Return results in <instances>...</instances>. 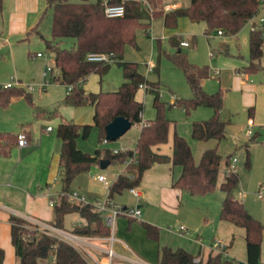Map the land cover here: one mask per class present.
<instances>
[{"label": "trees", "instance_id": "trees-1", "mask_svg": "<svg viewBox=\"0 0 264 264\" xmlns=\"http://www.w3.org/2000/svg\"><path fill=\"white\" fill-rule=\"evenodd\" d=\"M118 3L120 0H110ZM160 0H126L125 14L121 17H106L103 13L101 0H46V7L52 9L51 36L44 38L45 48L54 53V65L59 69L53 78L61 84L71 85L70 91L60 101L59 105L94 106L93 123L77 124L61 118L55 134L61 141L59 166L61 168V195L53 205L51 225L63 229L65 214L77 212L86 220L85 224L75 225L71 232L82 236H109L107 227L99 212L90 203L70 202L67 198L72 180L80 173L88 170L101 159L110 163L123 164L132 159L133 170L127 167L111 182L107 197L113 199L131 187H137L143 173L154 163H171L180 167L179 176L172 181V187L178 188L191 195L206 194L214 191L218 179L222 156L217 147H209L202 151L198 162H195L188 141L176 131L172 135V153L166 155L153 150V146L165 143L168 138L171 120L165 115L167 104L158 98V82L148 81L138 73L131 63L124 61V49L127 44L137 47L135 29L142 28L148 32L150 20L162 15L164 25L169 28L176 26L179 17H185L191 22H204L205 34L213 30L222 31L226 35L236 34L253 16L259 7V0H189L188 5L174 7L163 11L155 8ZM2 0H0L1 7ZM31 32L39 33L38 26ZM74 38L70 48H62V39ZM170 46L176 50L169 54L171 62L178 67L192 90L189 98L175 97L169 106H178L189 113L190 110L204 106L212 110L206 119L194 120L191 123V137L196 141L215 140L217 143L225 137L227 122L221 118L223 92L217 90L208 93L201 87V81L209 77L206 65L200 66L190 62L186 54L179 50L181 39L176 35L169 37ZM262 34L257 28L251 27L248 35L249 61L237 68L242 74L252 75L259 71L264 74L261 66ZM89 52H105L113 55L114 62L124 70L127 80L114 93V99L121 104L112 109L106 94L101 92H86L81 82L92 72L101 74L109 63L90 62L86 60ZM146 83L148 91L155 94L153 105L155 117L145 120L140 128L134 154L130 150L113 151L112 148L100 146L93 152H83L76 144L78 137L86 139L92 127L97 128V140L102 143L105 138V125L115 116L124 115L132 124L140 121V107L130 109L127 106L135 104L134 95L139 84ZM21 95L29 104H33L31 94L22 87L0 88V106L6 107L14 96ZM105 107L104 113L100 112ZM56 113V109L38 110L36 116L45 113ZM27 135V134H26ZM28 138V135H27ZM256 139L253 134L250 140ZM17 134L0 131V154L7 156L12 146L16 144ZM245 167L250 166V156L246 144ZM230 166V156L224 159ZM128 169V170H127ZM239 184V175L235 170H226L220 183L224 193L221 198L219 219L244 230L247 260L245 262L230 259L225 255V249L210 252L199 262L193 260L194 255L182 247L171 248L167 245L159 247L158 264H260L261 241L264 224L255 218L245 207L244 203L234 196ZM133 219V218H129ZM10 239L14 254L20 264H88L87 256L66 240L39 231L25 219L11 214ZM148 238L158 241L160 228L152 223L141 222ZM4 250L0 246V264H3Z\"/></svg>", "mask_w": 264, "mask_h": 264}, {"label": "crops", "instance_id": "crops-1", "mask_svg": "<svg viewBox=\"0 0 264 264\" xmlns=\"http://www.w3.org/2000/svg\"><path fill=\"white\" fill-rule=\"evenodd\" d=\"M188 3L189 0H163L162 7L167 11L174 7L186 6ZM45 4L46 0H2L0 7V47L4 46V44L9 47L7 56L11 58L12 61L15 58V51L12 47L11 39L29 37L27 32L31 28L39 25L40 13L45 7ZM261 16L264 17V8L260 9L258 14L248 22H250V29L255 25L256 28L261 31L263 53L260 59V64L261 66H264V20L259 21V17ZM148 33L149 31L146 34ZM41 39L43 40L42 35ZM181 41L188 42V40L184 39H181ZM32 55L40 57L42 56V53L33 52ZM212 55L213 53L211 51L210 56ZM124 61L131 63V66L135 68L138 73L144 75L145 78L150 81L147 72L152 70L153 66L151 64L146 63V68L141 69L138 68L134 62L127 60ZM113 64V62L109 63L107 69L101 74L97 71L89 74L81 82V86L86 92H101L106 94V98L110 102L109 105L112 109H117L122 105L115 101L114 93L119 90L121 84L126 81L127 78L123 68H120V70L117 71L119 79L112 80L109 78L106 80L105 84V75L109 70L114 69L112 68ZM239 66L241 65L237 64L234 67L232 74L228 77V86L222 91L223 106L221 109V118L224 120L222 112L226 93L232 92L237 94L239 98L238 102L242 108L247 109V120L249 118L253 120L252 125L249 126L247 124V128L251 129L254 126H264V74L262 71L252 75L242 74L237 71ZM46 69L47 67H45L41 73L42 81H39L36 84L38 90L41 91L42 89H45L49 84H60L65 87V91L61 97H58V99L57 97L51 98L50 101L44 99L39 103L33 102L32 105L30 104L35 108V113H33V111L30 112L34 117H32V120H29V117H24V119L20 118L17 121L19 123L18 130L0 129L1 132H11L14 134L23 130L28 135L27 146L19 148L15 144L11 147L7 156L0 154V246L4 250L3 264H14V259H17L10 239V224L8 218L11 214L25 219L32 225H35L36 222L50 224L52 220L53 205L50 204L49 200L53 199L56 203L61 195V187L60 189H57V191L54 189V181L57 180L58 174L61 173V168L59 166L61 141L55 134L60 119L64 118L77 124L93 123V105H59L60 101L68 92L67 86L53 80L58 74L52 73V68L46 77H44L43 72ZM213 73L214 75H219L220 70L214 69ZM46 80H48L47 84L44 83ZM204 83L205 79L201 81V87L203 90ZM142 84L144 86L141 88L138 87V89L144 88L147 92V89L149 88L148 85L146 83ZM137 91L134 95L135 104L127 107L130 109L140 107V121L132 124H136L139 127V134L142 123L147 119H152L154 113L148 114L144 117L143 103L139 100ZM174 98L175 97H173V100ZM13 99L14 98H12V100ZM46 108H48L49 111L56 109V113L54 114L53 112H50L36 116L38 110H47ZM105 111L106 108L102 106L100 112L104 113ZM48 126L51 127V130H47ZM171 127L169 128L167 141L153 146L154 151L169 156L171 155L172 135L174 132V129H172L173 127ZM95 129L97 136L98 131L97 128ZM226 134L227 129L225 131V136ZM180 135L188 141L195 162H198L204 149L218 144L213 139L196 142L192 139L191 132L189 134L183 133V135ZM252 135L253 134H251V136ZM188 136H190V139ZM251 136L246 135L247 139H250ZM78 139L79 137L76 140L77 147L83 152L91 153L97 147L109 146L107 145L109 141L107 143H104L103 141L102 143H99L96 139L97 142L94 149H92L93 151H89L88 149H83V147L79 146ZM192 146H194V150H199L198 160L196 158V151L192 149ZM113 149L129 150L126 146L115 147ZM130 151H133L134 154V149ZM233 158H230V164H232ZM131 161L132 159H129L126 163L118 164L119 166L111 171V178L102 172H98L96 175L92 174L90 177L87 176L90 171L87 172V175L84 173L78 174L72 180L68 193L75 191L78 194L83 195L89 202L103 201L107 196V190L105 189L104 184L97 179V176L103 174L112 182L119 173L125 170L126 165ZM108 165L109 163L105 167ZM179 174V166H173L171 163H154L143 173L141 182L137 186L140 196L135 198L128 191L135 198L136 204L132 206H137L140 209L141 217L139 219H129L124 216H119V218H117L114 229V237L116 240L113 244V249L116 254L113 259L114 264H131L129 259H138L151 264H153L152 262H156V264H158L159 247L161 245H167L171 248L182 247L194 256H198L200 259H203L204 257L205 259L210 252L215 253V250L212 248V243L214 242H220L223 245V248H226L225 255L227 257L231 256L229 257L230 259L242 262L247 260L245 239L244 248L242 250L239 249V252H237L235 246L237 238L241 235L240 233L235 232L230 226H227L226 223L228 222L220 220L219 214L218 216H209L206 213H203L200 216L196 214L190 216L183 215L181 219H178L180 213L179 206L181 204L180 200L183 198V193L185 191L174 188L171 184ZM85 194H87L88 197ZM240 200L245 205L244 199ZM219 202L221 203V199ZM123 206L129 205L123 204ZM167 215L169 216L166 217ZM172 215H175V223L171 226H165L167 221L171 223L173 222L172 220L170 221L169 218L172 217ZM178 220H180V223L177 226L176 222ZM143 221L152 223L160 228L158 241L146 236L144 228L141 225V222ZM85 223L86 220L77 212L67 213L63 219L62 230L73 234L71 230L75 225H82ZM180 225L184 226L185 229L183 231L176 230ZM73 235L77 236L78 239L77 244L73 245L77 249H83L88 254H90L89 249L91 246L105 249L104 246L101 247L99 245L98 241H95L97 239H94V237ZM238 243L240 247L241 244L240 242ZM104 258L105 256L103 257V260H98L97 263L105 264ZM260 264H264V230L262 232Z\"/></svg>", "mask_w": 264, "mask_h": 264}, {"label": "rangeland", "instance_id": "rangeland-1", "mask_svg": "<svg viewBox=\"0 0 264 264\" xmlns=\"http://www.w3.org/2000/svg\"><path fill=\"white\" fill-rule=\"evenodd\" d=\"M71 2H78L80 0H69ZM94 1V0H89ZM163 0H160L155 8L163 10ZM184 3V2H183ZM51 19L52 9L47 8L46 4L40 13V20L38 25L39 33L31 32L28 38L11 39L12 47L15 51V58L12 61L7 56L9 47L4 44L0 47V84L11 82L16 87H22L26 92H29L32 101L39 103L41 101L51 98L61 97L65 91V87L57 85H47L45 89L38 90L37 83L42 81L41 73L45 67H51L52 73H59V69L54 65V53L45 48L44 38L51 36ZM204 22H190L185 17L177 19L176 26L173 28L164 25L162 15L156 16L150 20L148 28L149 33L146 34L142 28L135 29V40L137 47L127 44L124 49L123 59L134 62L138 68L145 69L146 63L151 64L152 70L147 72L150 82H158V98L165 102V115L171 120L170 127L174 129L179 135L183 133H190L191 123L194 120L208 118L212 110L209 107L198 106L189 113L178 106H169L173 101V97L189 98L192 96V90L189 87L183 72L176 67L168 55L173 53L176 48L170 46L169 37L176 35L180 39L188 40L187 46H179V50L184 52L188 60L194 64L203 66L206 65L209 70V77L205 79L204 90L208 93L217 90L224 91L228 86V77L232 74L234 67L238 65H245L249 61L248 49V34L250 29V22H247L236 34L226 35L218 34L213 30L209 35L204 33ZM74 44V38L67 37L62 39L60 46L62 48H70ZM213 53L210 56V53ZM33 52H41L42 56L37 57L32 55ZM114 69L109 70L105 75V84L107 79H119L117 71L122 68L117 63L113 62ZM214 69H219L220 74L214 75ZM152 80V81H151ZM99 83V80H98ZM137 96L143 103V115L154 113L155 108L153 101L155 94L151 91L147 92L138 89ZM6 107L0 106V129L18 130L20 118L29 117L32 120L30 112L35 113V108L31 106L23 96L17 95ZM238 96L235 93H226L222 117L227 122V134L222 138L218 144H215L217 151L222 156L218 179L214 191L206 194L191 195L187 192L183 193V198L180 200V213L178 219L183 215H201L207 214L209 216H218L220 210V199L224 193L220 190V183L223 180L226 170L229 168L224 163V159L229 155L230 158H235L232 162L233 168L239 175V184L234 191V196L238 199H244L248 211L264 224V126H254L251 128L252 134L256 135V139H247L245 129L247 128V109H243L238 102ZM48 110V108H46ZM52 110V109H50ZM148 120V119H147ZM10 127V128H9ZM138 126L132 125L123 135L117 140L109 141L107 147L115 148L126 146L129 150L134 149L136 144V137L138 135ZM96 129L92 127L89 136L84 139L79 137L78 143L83 149L93 151L96 145ZM190 139V136H188ZM194 140V139H193ZM196 141V140H195ZM198 142V141H196ZM200 144V143H199ZM248 146L250 156V166L247 168L244 165L246 156L245 146ZM194 150V146H192ZM196 151V158H199V150ZM128 165V166H127ZM126 165L128 169L134 167L132 160ZM119 165L117 163H110L107 167L102 168L100 163L93 164L88 170L82 172L90 177L92 174L96 175L98 172L107 174L110 178L111 171L115 170ZM125 167V168H126ZM127 169V170H128ZM110 181V180H109ZM54 189L61 187V173L58 174L57 180L54 181ZM263 189L262 197L257 196V192ZM87 196V194H85ZM57 197V196H55ZM88 197V196H87ZM116 204H126L129 206L135 205V198L125 190L122 194L114 196ZM167 215L166 217H168ZM119 218V217H118ZM170 221L166 222L165 226L173 225L175 223V215L169 217ZM167 220V219H166ZM177 226L180 220L177 222ZM235 232L240 233L237 238L235 250L239 252L244 247V230L241 227L230 225ZM204 229V228H203ZM205 231V230H203ZM98 241L101 247L108 246L105 236H91ZM207 241V240H206ZM240 242V247L239 243ZM80 249V248H79ZM90 254L80 249L88 258L89 264H98V260H104L106 263V254L100 247L91 246ZM104 255V256H102ZM231 257V256H228ZM204 259V257H203ZM14 264H20L18 259H14ZM114 263V260H113ZM156 264V262H152Z\"/></svg>", "mask_w": 264, "mask_h": 264}, {"label": "built area", "instance_id": "built-area-1", "mask_svg": "<svg viewBox=\"0 0 264 264\" xmlns=\"http://www.w3.org/2000/svg\"><path fill=\"white\" fill-rule=\"evenodd\" d=\"M124 1L126 0H120L118 3H112L110 0H101L103 5V13L106 17H121L125 14V6ZM264 8V0H259V7L257 8L256 12L253 14V16L250 18V21L258 14L259 10ZM264 17H259V21H263ZM253 28H256L255 25H253ZM218 34L222 35V31H217ZM181 45L187 46L188 42L181 41ZM86 60L90 62H100V63H111L114 62L113 55L111 53H105V52H89L86 54ZM51 67H47V69L43 72V76L46 77L48 72L50 71ZM45 84L48 83V80L44 82ZM15 86L11 82H7L4 84H0V88H8ZM143 84H139V87H143ZM71 85L67 86V90L70 91ZM253 120L249 118L247 120V124L250 126L252 125ZM47 130H51V127L48 126ZM246 135L251 136L252 130L250 128H247L245 130ZM104 143H107L108 140L106 138L103 139ZM28 145V139L25 131H20L17 133V141L16 146L21 148ZM114 152H116L118 149H113ZM235 161V158L232 159ZM234 170L233 164H230L229 168L227 170ZM97 179L101 181L104 184L105 189L108 192V188L111 184V181H109L105 175L101 174L97 176ZM263 189L259 190L257 192L258 197H262V191ZM128 191L135 197L138 198L140 196V192L137 187H131L128 189ZM67 198L70 202H82V203H90L93 205L94 209L99 212L100 216L103 219L104 224L109 227L110 229V235L105 237V240L108 242V246L105 247L104 252L106 254V263L105 264H114L113 259L115 257V251L113 249V244L116 240L114 237V229L116 225V220L119 216H124L127 218H134L139 219L141 217L140 209L137 206H123L121 204H116L113 199H110L106 196V198L103 201H95V202H89L85 199L83 195L78 194L77 192L73 191L71 193L67 194ZM51 205H54L55 202L53 199L49 200ZM37 229L39 231H43L47 234L57 236L60 239L66 240L69 243L77 244V236L64 232L62 229H59L51 224H44L41 222L35 223ZM185 228L183 225H180L176 230L177 231H183ZM74 246V245H73ZM212 248L215 250V252L222 251L223 245L220 242H214L212 243ZM193 260L195 262H199L200 258L198 256H194ZM131 264H151L146 263L143 261H140L138 259H129Z\"/></svg>", "mask_w": 264, "mask_h": 264}, {"label": "water", "instance_id": "water-1", "mask_svg": "<svg viewBox=\"0 0 264 264\" xmlns=\"http://www.w3.org/2000/svg\"><path fill=\"white\" fill-rule=\"evenodd\" d=\"M131 125L132 121L128 117L124 115H117L105 125V138L108 141H114L123 135ZM129 154L132 155L133 151H129ZM99 163L100 166L104 168L109 162L108 160L101 159Z\"/></svg>", "mask_w": 264, "mask_h": 264}]
</instances>
